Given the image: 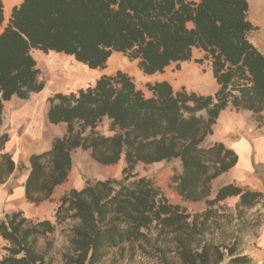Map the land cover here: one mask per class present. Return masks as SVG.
Returning <instances> with one entry per match:
<instances>
[{
	"label": "trees",
	"instance_id": "1",
	"mask_svg": "<svg viewBox=\"0 0 264 264\" xmlns=\"http://www.w3.org/2000/svg\"><path fill=\"white\" fill-rule=\"evenodd\" d=\"M3 8L0 0V25ZM249 14L248 0H24L14 7L0 35V123L5 102L45 88L34 50L72 56L91 70H105L121 53L152 76L191 61L199 49L220 89L201 96L161 81L147 84V98L130 75L118 71L52 97L49 120L66 124L68 132L50 151L31 156L29 202L40 204L67 181L77 149L90 151L102 166L124 160L126 167L119 180L87 181L67 192L53 220L30 219L21 211L0 218L6 243L0 264L252 262L242 252L240 230L229 229L264 207L263 194L229 184L211 198L212 181L235 167L238 156L222 143L204 145L228 107L264 112V54L251 41L256 27ZM104 119L114 135L95 132ZM8 140L0 137V184L16 169L5 152ZM174 160L182 167L174 177L177 193L185 202L205 201L203 212L171 203L153 179L134 174L139 163ZM230 197L239 198L235 210L223 204Z\"/></svg>",
	"mask_w": 264,
	"mask_h": 264
},
{
	"label": "crops",
	"instance_id": "2",
	"mask_svg": "<svg viewBox=\"0 0 264 264\" xmlns=\"http://www.w3.org/2000/svg\"><path fill=\"white\" fill-rule=\"evenodd\" d=\"M23 1L2 0L4 20L0 25V35L9 24L14 7L19 6ZM190 1L198 2L199 0ZM256 1L257 9L255 11L252 10L254 0L249 2L250 20L253 23L256 21L258 24L264 25L263 5L260 0ZM256 26L258 30L252 41L260 52H264V32L260 31L258 25ZM263 52L261 53L264 54ZM120 55L122 56L121 53L112 55L111 58L114 60L111 61V69L125 72L124 68H120L122 60ZM205 55L202 50L194 49L192 60L180 64L175 83L171 81L167 71L176 64L171 65L163 74L146 76L148 78L159 76L153 83L168 81L175 91L185 89L187 92H194L201 96H214L219 91L220 86L214 78L212 63L210 59H205ZM32 56L37 67L47 72L49 80L41 92L31 94L28 99L13 97L4 103L0 137L8 135L9 140L5 145V152L14 160L16 169L4 184H0V218L5 217L6 214L21 211L30 219L53 220V214L59 200L71 190L82 189L87 181L91 180V174L103 175L104 166L92 159L90 151L77 149L72 153L73 166L67 181L56 187L50 198L40 204L31 203L27 200L25 183L31 170V156L50 151L55 139L63 138L68 132L66 124L55 125L50 122L49 110L51 105L49 100L58 93H76L80 89L93 86L99 76L103 75H100V72L104 70H99L97 75L90 80L86 77L85 66L80 64L84 66L80 67L72 56L51 52L44 53L38 50H34ZM200 59H204L203 63L196 62ZM65 61L71 62V66L64 67L61 62ZM74 67L78 68L79 71ZM105 74L109 75L108 73ZM212 129L213 133L206 139L205 144L207 146H212L215 143L224 144L237 154L238 162L235 167L212 181L211 198H214L222 187L234 184L243 190L263 194L264 203V112L254 114L250 111H237L230 106L220 113ZM83 173L88 175L84 177ZM96 180L105 179L97 178ZM238 202V197H230L223 204H226L231 210H235ZM251 211H259L264 214V207L258 205ZM5 244V241L0 237V260L5 255L2 251ZM243 254L250 255L253 264H264V220L256 240V246L249 247L247 252H243Z\"/></svg>",
	"mask_w": 264,
	"mask_h": 264
},
{
	"label": "rangeland",
	"instance_id": "3",
	"mask_svg": "<svg viewBox=\"0 0 264 264\" xmlns=\"http://www.w3.org/2000/svg\"><path fill=\"white\" fill-rule=\"evenodd\" d=\"M252 1L253 0H249V2H252ZM260 2L263 5L262 10L264 11V0H260ZM256 7H257V1L254 0L252 10L255 11L257 9ZM250 12H251V9H250ZM249 17H250V14H249ZM253 24L255 25L256 30L251 34V41L253 40L254 35L258 30L256 25L260 27V31L264 32V25L258 24L256 21H254ZM34 54L36 53L34 52ZM63 57H67V56H63ZM120 57L122 58L120 68H124L125 73H127L133 78L138 89L142 90L147 98H150L151 93L149 92L147 88V84L153 83L159 76L148 78L146 75H143L141 70L138 68V62H131L123 55L122 56L120 55ZM68 58L73 59L72 57H68ZM112 62L110 61L109 63L110 67L107 66V68L104 71L100 72V75L102 74L105 75V73H108L109 75H115L118 71H120L118 69H111ZM61 63L64 65V67L71 66V62L69 63L65 61ZM75 63L78 64L76 61ZM78 65L80 67H84L80 65V63ZM84 68L87 70L86 77L90 78V80H92V78L96 76L97 72L99 71V70L93 71L86 66ZM38 69L41 70V80H43L46 85L49 80L47 72L43 70L42 68H38ZM76 69L78 70V68ZM179 69L180 67L175 65L167 71L168 76L170 77L171 81L174 83L177 81L176 77L178 75L177 71ZM100 77L101 76H99V78ZM89 132H90V129L87 130V133ZM95 132L100 136H112L115 134V131L112 129V126H111V121H109L108 119H104L102 122H100L97 128L95 129ZM204 145L207 146L206 144ZM125 167H126V163L124 160L120 162L118 165L104 166L103 175H95L96 173L91 174L92 178L91 180H88V181H92V182L97 181L96 180L97 178H101L105 180L110 179V178L119 180L122 178V171ZM181 171H182V167H181L180 161L174 160L171 162H162V163L153 164V165H145L143 163H139L135 168L134 174H138L141 177H148V178L153 179L156 182L157 186L162 190V192L166 195V197L170 200L171 203L186 207L191 212H203L206 209L205 201H202L200 203L199 202L198 203L185 202L182 199V197L179 196V194L177 193L175 189L176 183L174 182V177L180 174ZM82 175L86 177L88 174L83 173ZM57 207H58V204H57ZM263 220H264V214L262 212L249 211L248 213H246V215H244L243 219L240 220L239 225L237 227H235V225L238 222H235L233 224L234 226L233 225L230 226L229 230L231 232L235 231L237 228L240 230L239 235L241 236L242 241H243L242 252H247L249 247L256 246V240L259 236L260 228L263 223ZM244 255H248V254H244ZM248 256L251 257L250 255ZM106 264H113V263L111 262V260H109ZM250 264H253V261Z\"/></svg>",
	"mask_w": 264,
	"mask_h": 264
},
{
	"label": "bare ground",
	"instance_id": "4",
	"mask_svg": "<svg viewBox=\"0 0 264 264\" xmlns=\"http://www.w3.org/2000/svg\"><path fill=\"white\" fill-rule=\"evenodd\" d=\"M113 60H114L113 58L110 59V61H113ZM71 180H72V179H71Z\"/></svg>",
	"mask_w": 264,
	"mask_h": 264
}]
</instances>
